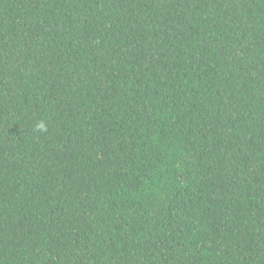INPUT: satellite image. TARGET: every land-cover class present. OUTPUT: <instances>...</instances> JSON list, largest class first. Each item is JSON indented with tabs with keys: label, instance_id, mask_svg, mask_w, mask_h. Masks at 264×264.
<instances>
[{
	"label": "trees",
	"instance_id": "trees-1",
	"mask_svg": "<svg viewBox=\"0 0 264 264\" xmlns=\"http://www.w3.org/2000/svg\"><path fill=\"white\" fill-rule=\"evenodd\" d=\"M0 264H264V0H0Z\"/></svg>",
	"mask_w": 264,
	"mask_h": 264
},
{
	"label": "clouds",
	"instance_id": "clouds-1",
	"mask_svg": "<svg viewBox=\"0 0 264 264\" xmlns=\"http://www.w3.org/2000/svg\"><path fill=\"white\" fill-rule=\"evenodd\" d=\"M36 128L40 131H46V126L43 123L37 124Z\"/></svg>",
	"mask_w": 264,
	"mask_h": 264
}]
</instances>
